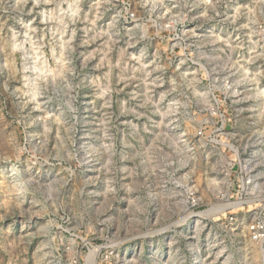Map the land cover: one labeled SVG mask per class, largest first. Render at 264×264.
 I'll list each match as a JSON object with an SVG mask.
<instances>
[{
  "label": "rangeland",
  "instance_id": "1",
  "mask_svg": "<svg viewBox=\"0 0 264 264\" xmlns=\"http://www.w3.org/2000/svg\"><path fill=\"white\" fill-rule=\"evenodd\" d=\"M0 264H264V0H0Z\"/></svg>",
  "mask_w": 264,
  "mask_h": 264
},
{
  "label": "bare ground",
  "instance_id": "2",
  "mask_svg": "<svg viewBox=\"0 0 264 264\" xmlns=\"http://www.w3.org/2000/svg\"><path fill=\"white\" fill-rule=\"evenodd\" d=\"M231 205L234 206V207H237V206H240L241 203H240V202H239V203H232ZM231 205H230V206H231ZM225 207H226V206H225ZM223 209H224V208H223ZM214 211H215V210H214Z\"/></svg>",
  "mask_w": 264,
  "mask_h": 264
}]
</instances>
